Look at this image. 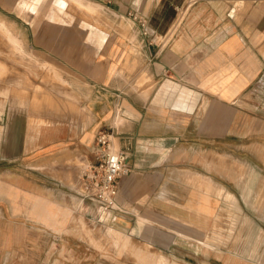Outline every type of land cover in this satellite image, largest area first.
Returning a JSON list of instances; mask_svg holds the SVG:
<instances>
[{"label":"crops","instance_id":"obj_1","mask_svg":"<svg viewBox=\"0 0 264 264\" xmlns=\"http://www.w3.org/2000/svg\"><path fill=\"white\" fill-rule=\"evenodd\" d=\"M21 1L34 0L0 9L39 17L30 46L94 91L88 118L0 104V264H54L55 243L84 241L66 235L71 218L94 210L145 241L171 221L180 241H205L206 264H264V0H75L99 10L82 19L92 26L49 19L52 0ZM100 129L127 155L122 211L79 195Z\"/></svg>","mask_w":264,"mask_h":264},{"label":"rangeland","instance_id":"obj_2","mask_svg":"<svg viewBox=\"0 0 264 264\" xmlns=\"http://www.w3.org/2000/svg\"><path fill=\"white\" fill-rule=\"evenodd\" d=\"M39 1H21L19 7L35 11ZM52 6L48 16L53 21L70 22L73 15L81 18L79 24L83 25L85 22L86 25H91L92 23L82 19H92L93 16L97 19L100 15L98 9L92 11L89 9L92 6L87 4L85 7L75 0H52ZM14 13L13 9H0V15L5 16L3 20L5 19L6 28L19 38L21 45L19 48L15 47L10 42L13 40L11 36L0 27L1 106L15 103L23 105L20 112L27 113V117L34 116L36 112L45 114V110H49L53 112V118L56 120H63L58 114L64 113L65 119L70 117L71 120L74 116L86 114L89 109V97L94 91L93 86L85 81L74 67L63 66L56 61L53 64L66 80L62 82L60 74L49 64L45 53L30 46L34 37L31 29H34L35 21H38L39 17L18 18ZM121 80L123 82L120 81V84H124L125 78L121 77ZM121 89H125L124 85ZM13 116L15 118L9 121L8 127H15L18 131V121H21L22 117ZM111 225L113 224L104 221V218L103 221H98L95 210L93 214H88L84 221L81 216L72 217L66 235L71 238L79 234L84 241L55 243L54 264H206L205 241H180L174 234L171 221L167 220L164 229L155 228L150 231L148 241L142 240L146 237L123 233ZM209 244L211 246V243ZM234 244L236 243L232 245ZM228 246L227 242L213 243L214 251H221L223 247Z\"/></svg>","mask_w":264,"mask_h":264},{"label":"built area","instance_id":"obj_3","mask_svg":"<svg viewBox=\"0 0 264 264\" xmlns=\"http://www.w3.org/2000/svg\"><path fill=\"white\" fill-rule=\"evenodd\" d=\"M129 170L126 153L111 149V133L105 129L98 130L92 158L83 166L80 197L94 200L105 213L122 211L117 202V180Z\"/></svg>","mask_w":264,"mask_h":264},{"label":"bare ground","instance_id":"obj_4","mask_svg":"<svg viewBox=\"0 0 264 264\" xmlns=\"http://www.w3.org/2000/svg\"><path fill=\"white\" fill-rule=\"evenodd\" d=\"M90 5V4H88ZM91 6V5H90ZM0 27L4 28L5 32L11 36V34L8 32V30L3 26V22H0ZM11 38L14 40V38L11 36ZM15 117L12 115L10 117H8V124H9V121H11L12 119H14ZM114 146V145H113ZM114 148V147H111V149Z\"/></svg>","mask_w":264,"mask_h":264}]
</instances>
